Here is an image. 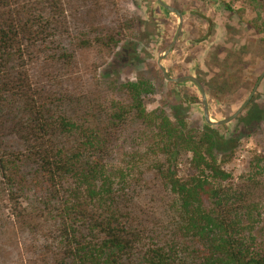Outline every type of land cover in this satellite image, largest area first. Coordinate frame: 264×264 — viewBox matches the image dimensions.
<instances>
[{"label": "trees", "instance_id": "trees-1", "mask_svg": "<svg viewBox=\"0 0 264 264\" xmlns=\"http://www.w3.org/2000/svg\"><path fill=\"white\" fill-rule=\"evenodd\" d=\"M43 3L26 14L27 21L20 17L24 8L3 14L0 74L14 63L25 68L24 41L44 44L54 26L65 21L61 0ZM185 3L171 6L183 15ZM123 33L122 27L96 36L92 45L115 50ZM0 88L12 96L8 114L24 150L15 156L0 144L2 186L13 215L22 217L17 205L25 191L12 171L26 164L34 168L35 186L48 194L39 207L56 214L50 264H264V235L258 233L264 182H234L220 160L212 126L199 131L165 112L149 113L150 82L115 86L120 98L102 122L96 120L102 102L57 92L43 98L24 73L0 80ZM133 122L153 126L156 141L139 160L118 166L117 132ZM188 156L192 174L182 179L181 161Z\"/></svg>", "mask_w": 264, "mask_h": 264}, {"label": "rangeland", "instance_id": "rangeland-1", "mask_svg": "<svg viewBox=\"0 0 264 264\" xmlns=\"http://www.w3.org/2000/svg\"><path fill=\"white\" fill-rule=\"evenodd\" d=\"M44 1L4 0L8 5L3 7L0 2V23L3 14L20 8H24L25 14L20 17L27 21L26 14L41 9ZM61 1L65 21L54 26L44 44L24 41L25 68L20 69L14 63L2 70L0 80H16L24 73L28 86L43 98L57 96V92L90 98L100 105L102 102L97 122L113 112L120 98L115 86L147 80L154 88L146 99L149 113L165 112L173 121L183 119L189 127L204 130L207 124L199 89L192 83L166 82L158 66L159 53L175 37L178 27L175 15L167 14L156 0ZM163 1L170 6L177 1L186 2L179 46L163 61L168 74L171 78L199 77L206 86L212 120H225L248 99L264 71V2ZM122 27L125 38L115 50L92 45L96 36L113 34ZM84 42L90 45L86 47ZM12 103L11 94L0 88V144L17 156L24 150L14 129L16 122L8 114ZM84 108L89 113L86 103ZM153 129L138 122L119 129L115 163L122 166L127 161L139 160L156 141ZM212 130L218 139L222 165L233 174L234 182L249 178L264 182V80L239 117L227 125L212 126ZM189 160V156L182 158L179 174L182 179L192 174ZM33 173L30 164L12 171L17 185L25 191L17 205L22 217H17L16 211L13 215L14 207L6 197L0 173V264H50L56 214L40 209L39 203L48 194L41 186H35L30 176ZM258 233L264 235V222Z\"/></svg>", "mask_w": 264, "mask_h": 264}, {"label": "water", "instance_id": "water-1", "mask_svg": "<svg viewBox=\"0 0 264 264\" xmlns=\"http://www.w3.org/2000/svg\"><path fill=\"white\" fill-rule=\"evenodd\" d=\"M156 1L161 6V8L170 12L171 14L175 15L178 18V27H177V31H176V34H175L173 41L166 48H164L158 55V66L162 72V75H163L165 81L168 83L177 84V85L184 84V83H192L199 89L201 96H202L204 118H205V122L207 125H209V126H224V125L231 123L233 120H235L237 117H239L244 112V110L247 108V106L251 102V100L254 97V95L256 94L259 86L261 85V83L264 80V71L261 74V76L258 78L257 83L254 87V90L252 91V93L250 94L248 99L244 102V104L232 116H230L229 118H227L225 120L213 121L211 118V115H210V111H209V103L207 100L206 92H205V89H204L202 83L194 76H184V77H180V78H171L169 76L164 64H163V61L165 60V58L175 49V47L177 46V44L180 40V37L182 35V31H183V27H184V20H183L182 13L178 9L166 4L163 0H156Z\"/></svg>", "mask_w": 264, "mask_h": 264}, {"label": "flooded vegetation", "instance_id": "flooded-vegetation-1", "mask_svg": "<svg viewBox=\"0 0 264 264\" xmlns=\"http://www.w3.org/2000/svg\"><path fill=\"white\" fill-rule=\"evenodd\" d=\"M236 33V32H235Z\"/></svg>", "mask_w": 264, "mask_h": 264}]
</instances>
